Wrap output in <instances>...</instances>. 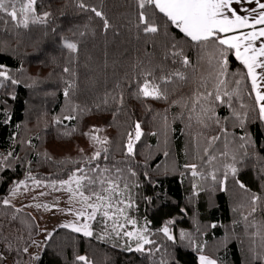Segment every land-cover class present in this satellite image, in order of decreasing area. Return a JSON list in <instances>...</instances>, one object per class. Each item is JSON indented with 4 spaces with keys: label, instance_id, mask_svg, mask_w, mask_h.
Wrapping results in <instances>:
<instances>
[{
    "label": "trees",
    "instance_id": "trees-1",
    "mask_svg": "<svg viewBox=\"0 0 264 264\" xmlns=\"http://www.w3.org/2000/svg\"><path fill=\"white\" fill-rule=\"evenodd\" d=\"M81 2L87 7L80 8ZM36 8L37 13L51 14L48 23L28 29L17 27V22L0 13V64L20 81L0 89V155L12 153L0 171V252L7 256V264H77V255L87 256L92 264H160L161 260L167 264H199L201 254L217 264H264V242L250 226H264V211L244 219L250 211V194L231 178L226 190H221L210 180L193 178L184 167L199 163L197 154L203 155L208 139L219 134L220 127L226 126L235 137L244 134L231 120L221 126L208 121L209 127L204 128L188 119L193 94L205 90L202 81L208 82V91L213 88V69L199 59L200 53L184 44L195 71L184 70L189 80L170 85L167 100L137 98L136 82L145 68L160 75V67L174 70L179 63L164 59L167 41L163 36L145 35L136 27L135 0H38ZM90 8L104 13L111 27L105 30L101 18ZM168 31L181 39L173 27ZM64 40L77 43L78 52L64 48ZM239 69V63L230 57L229 72ZM68 82H74L76 88L65 97ZM245 102L253 103L247 98ZM73 105L79 106L76 119L63 120L71 114ZM215 114L224 121L231 110L221 105L215 108ZM6 115L11 116L8 123L3 122ZM255 115L250 112L251 122L246 124L254 146L238 165L239 179L251 192L264 196V172L260 170L264 167V123L252 119ZM57 118L63 123H57ZM136 122L144 135L136 143L135 156L126 157L127 134L134 131ZM94 128L100 131L93 132ZM90 135L107 138L109 143L96 144ZM239 143L235 140L231 147L238 149ZM104 147L108 148L107 160ZM98 149L101 158L89 163ZM96 165L123 170L121 186L127 183L125 194L135 205L127 214L137 220L138 227L147 224L156 245L146 247L155 249L158 245L159 252L125 251L122 246L127 238L96 239L95 235H103L105 228L99 214L92 222L93 238L59 227L41 247L37 237L44 230L43 220L12 200L10 206L2 203L19 182L27 183L21 188L43 187L54 192L61 189L59 182L68 180L77 169L87 171ZM203 170L207 172L208 168ZM29 176L42 184L36 186ZM169 221H173L169 227L177 237L176 243L159 231ZM127 228L131 230L130 225ZM261 231L264 234V227ZM181 232L190 233L194 243L190 245L187 238L180 240ZM195 245H201L203 252ZM24 247H28L27 253L22 251ZM36 255L39 260L33 259Z\"/></svg>",
    "mask_w": 264,
    "mask_h": 264
},
{
    "label": "snow or ice",
    "instance_id": "snow-or-ice-1",
    "mask_svg": "<svg viewBox=\"0 0 264 264\" xmlns=\"http://www.w3.org/2000/svg\"><path fill=\"white\" fill-rule=\"evenodd\" d=\"M37 3L38 0H0V13L7 14L12 21L17 22V27L24 29H28L30 25L47 24L51 14L49 12L37 13ZM135 4L138 10L136 27L145 35L163 36L167 41L164 59L179 63V68L174 70L165 71L163 67H160V75H157L151 68H145L140 74L142 78L136 82L137 98L167 100L170 85L189 80L190 77L184 70L195 71L194 61L185 54L184 44L194 47L200 53L199 59L206 61L213 69V88L208 91V82L202 81L201 87L205 90L203 92L197 90L193 94L188 119L204 128L209 127L208 121L221 126L222 123L226 124L228 120H231L233 126L244 130V134L235 137L229 133L226 126L220 127V133L208 139L207 145L203 148V155L197 154L199 163L185 164L184 167L189 170L193 178L199 181L210 180L213 184H219L221 190H226V185L231 178L241 190L250 194L247 205L250 211L247 216H244L247 221L248 217L253 216L257 211H264V196L251 192L240 181L241 169L238 167L248 156V149L254 146L253 137L246 129V124L251 122L250 112L256 113L252 119L264 123V2L262 0H135ZM78 6L82 9L87 7L82 2ZM88 10L101 18L105 30L111 27L104 13L96 8ZM169 26L181 34V39L169 33ZM63 47L71 53L78 52V45L75 42L64 40ZM230 57L239 63L241 69L229 72ZM64 71L68 72L69 69L65 68ZM9 83L17 85L20 81L10 74L6 65L0 64V89L6 88ZM75 88L74 82H68L63 95L69 97L70 90L74 91ZM245 98L253 103L245 102ZM12 99H15L14 95ZM221 105L231 110L230 117H225L224 121H221L215 114V108ZM78 107V105H73L71 114L65 115L63 120L76 119L75 112ZM10 120L11 116L6 115L3 122L8 123ZM56 122L63 123L60 118H57ZM99 131L100 129H93V132ZM143 135L141 124L136 122L134 131L127 134L126 157L135 156L136 143ZM90 139L100 145L109 143L107 138L102 139L98 135H90ZM235 140L240 141L238 149L231 147ZM217 143L220 147H217ZM102 151L104 159L107 160L108 148L104 147ZM9 157H12L11 152L6 156L0 155V171L3 170ZM100 158L101 150L98 149L88 162L91 163ZM205 167L208 168L207 172L203 170ZM260 170L264 172V167ZM128 171L131 175H136L131 168ZM28 179L32 180L36 186L42 184V181L36 180L35 177L29 176ZM122 181V169L100 168L99 165L87 171L82 168L77 169L68 180L60 181L61 187L73 196H78L83 205L81 210L75 212L77 220L62 224L61 227L70 229L73 233H80L84 237L93 238L95 234L91 222L95 221L99 214L105 228L103 235H95L96 239L103 241L111 236L121 240L127 238L126 244L122 246L125 251L147 252L150 255L154 254V251L159 252L160 246L158 245L155 249L146 247L156 245V241L151 239L152 233L147 224L138 227L137 220L127 214V210L135 205L131 197L125 194L128 185L125 182L122 187ZM73 185H75V190ZM21 186L27 187V183L24 181L17 183L11 194L15 196ZM52 186L55 187L56 182H53ZM85 190L88 191L87 195ZM2 203L10 206L11 200L4 199ZM35 207L39 208L41 205L37 204ZM81 219L84 223L78 222ZM172 223L173 221H169L159 231L169 241L176 243L177 237L173 235L169 227ZM128 225L131 226V230H128ZM250 226L256 228L253 234L259 236L264 242V234L261 231L264 226L255 224H250ZM211 227L215 228L216 225L213 224ZM185 238L190 245L194 243L190 233L181 232L179 239L184 240ZM45 239L51 240L52 234L49 233ZM195 247L203 252L201 245H195ZM9 250H11L10 245ZM28 250V247L22 249L24 253ZM33 259L39 260L40 256L36 255ZM75 261L77 264H92V261L85 255H77ZM198 261L199 264H217L215 259L204 254L198 256ZM0 264H7V256L3 252H0ZM160 264H167V262L161 260Z\"/></svg>",
    "mask_w": 264,
    "mask_h": 264
},
{
    "label": "rangeland",
    "instance_id": "rangeland-1",
    "mask_svg": "<svg viewBox=\"0 0 264 264\" xmlns=\"http://www.w3.org/2000/svg\"><path fill=\"white\" fill-rule=\"evenodd\" d=\"M73 188L75 190V185H73ZM9 199L17 206L31 210L38 218L43 220L44 230L37 237V245H41V247L49 233L52 234L62 224L76 221L75 212L83 208L80 198L73 196L64 187L54 192H49V189L45 190L43 187L33 189L20 187L17 194L15 196L11 195ZM37 204L41 207H35ZM45 205L47 207H44ZM78 222L84 223V220L81 219Z\"/></svg>",
    "mask_w": 264,
    "mask_h": 264
},
{
    "label": "crops",
    "instance_id": "crops-1",
    "mask_svg": "<svg viewBox=\"0 0 264 264\" xmlns=\"http://www.w3.org/2000/svg\"><path fill=\"white\" fill-rule=\"evenodd\" d=\"M262 2H264V0H262ZM245 6H247V7H252L253 5H245ZM234 7H235V5H234Z\"/></svg>",
    "mask_w": 264,
    "mask_h": 264
}]
</instances>
